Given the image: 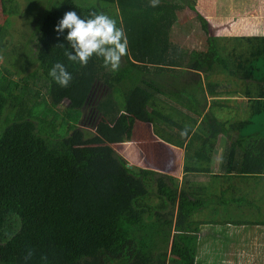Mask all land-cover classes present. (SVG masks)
<instances>
[{
    "label": "trees",
    "instance_id": "trees-1",
    "mask_svg": "<svg viewBox=\"0 0 264 264\" xmlns=\"http://www.w3.org/2000/svg\"><path fill=\"white\" fill-rule=\"evenodd\" d=\"M45 2L34 16L29 35L33 47L26 54L38 65L42 86L29 83L34 74H26L25 67L19 70L27 75L21 87L11 78V70L0 68V115L6 111L11 115L0 133V264H199V234L204 227L264 226L263 212L262 222L250 220L254 214L243 206L244 197L226 200L223 191V198L215 199L206 189L210 184L187 181L172 198L91 165L73 141L75 121L94 85L100 82L108 92H118L120 86L124 107L116 98L106 99L116 116L121 106L136 121L154 125L170 144L182 147L187 143L194 150L184 163L186 176L209 173L204 162L223 135L229 139L225 177L264 184V124L255 122L264 115V99H250L249 86L244 83L241 93H219L203 115V108L194 101L193 85L172 81L180 80L189 69L206 77L228 72L225 76L229 78L228 62L216 49L214 38H209L204 52L188 54L172 44L171 29L182 10L175 0H156L155 7L152 0ZM70 10L81 17L103 13L116 21L127 37V51L117 71L105 68L95 56L84 67L66 60L58 44L63 37H57L53 26ZM3 12L0 58L8 55L11 45L10 54L16 60L20 53L11 40L12 17L20 11L7 8ZM200 19L208 33V25ZM251 56L243 59L245 73L252 74V62L261 55ZM56 62L65 64L72 74L67 87H59L48 76ZM125 82H130L129 89L124 88ZM41 88L47 95L43 99ZM217 88H210L207 95L216 94ZM227 95L249 99L246 119L230 122L215 115L231 103L223 98ZM173 97H180L179 102L187 99L186 111L194 115L178 111ZM64 102L68 106L62 108ZM222 177L212 175L210 179L214 182ZM255 201L253 206L259 208L262 200ZM246 209L249 218L243 220Z\"/></svg>",
    "mask_w": 264,
    "mask_h": 264
},
{
    "label": "rangeland",
    "instance_id": "rangeland-1",
    "mask_svg": "<svg viewBox=\"0 0 264 264\" xmlns=\"http://www.w3.org/2000/svg\"><path fill=\"white\" fill-rule=\"evenodd\" d=\"M10 1H13L12 5L11 3L9 4ZM175 1L182 6V10L179 11L178 22L171 29L170 41H172V44L188 53L192 51H206L209 38L212 37L214 38L216 49L223 57L227 56V54L232 55V57L237 54L245 55V52L251 53V57H255L257 54L263 52L260 54L261 56L256 63H254V61L252 62V74L256 77L264 76V0ZM45 5V0H0V26L4 24L3 20L6 18L3 12L5 9L8 8V10H12L13 8H17L20 11L19 16L12 17L14 29L11 31L14 37L11 39L12 43L18 46L20 57L16 60L11 57L10 51L12 46L9 45L7 49V52H9L8 55H2L0 58V68L11 70L13 72V74L10 72V74L13 75L11 78L15 82H18L20 87L25 82L24 77L27 76L19 72L21 67L27 68L26 74H34L32 75V79L34 80L29 82L31 85L40 84V87L42 86V81H40L41 75L38 73L39 67L37 63H35V60L33 58H27L26 54L30 49V45L33 47V43L30 44L29 35L34 25L32 22L36 21L34 16H36L39 10ZM26 16H28V18H26ZM200 17L208 25V33L205 32ZM12 65H15V67ZM227 74L228 72L225 73V75ZM3 75L6 77L10 76L9 74ZM225 75H220L223 77H220L222 80L220 83L226 81L224 84L229 89H242V87H244L237 78L229 79ZM189 79V75H185L181 77L180 80L172 81L177 83L181 81L183 84L187 83ZM165 80H167V77ZM123 86L124 88L128 87V89L131 87L130 82H125ZM41 89L43 90V93H41L43 99L44 95L45 97H47V95L45 94L46 90L44 88ZM121 95L122 89L119 88L118 92H108L106 88L97 82L85 106L81 110L80 115L77 117V121H75V128L72 130L75 147L83 153L91 165L99 167L122 179L131 180L147 188H152L153 191L171 196L172 198L178 196L181 185L184 182L199 181L203 183L208 180V175H182L180 166L183 162L185 163L187 157L191 156V149L187 147L186 151L183 152L181 151L182 147H179L172 150L174 152L173 154L171 150L167 151L162 148L152 150V146L146 144V142L149 143L148 138L152 133L151 127L147 131V126L142 125L131 116H127L122 112L121 106L116 116V111L114 107L107 102V98H116L115 101L119 104L121 103ZM29 98L33 99L31 95H29ZM171 99H174L173 101H175L177 109L181 108L185 110L190 106L187 99L183 100V102H179L180 97H173ZM236 102L237 101H234V103L232 102L231 104H236ZM67 106V102L62 104V108ZM59 111H61V108ZM55 112H58V110H55ZM233 115H236L235 111H233ZM10 116L8 111L0 115V133L8 125L11 119ZM201 119L199 125L201 124ZM241 119L243 120V118ZM258 121L264 124V115L260 117ZM56 122L58 124L57 120ZM142 130H144V132H142ZM245 130L246 132L249 131V129ZM130 140L134 141V143L127 142ZM135 141H141L145 144L138 146L135 143L139 142ZM183 145L187 146V143ZM126 148H129L130 153H127L125 157V154H122L121 151ZM143 153H146V160L150 159V161H153V155L157 159L159 166H178L177 170L175 169L176 171H174L171 178L166 174L157 173L145 176L144 173L139 170L142 166L148 167V164L142 165V163H144L142 158ZM225 159L227 158L225 157ZM135 163L139 164V169L133 168L131 170V168L127 166L132 165L135 167ZM166 177L169 179V182H166ZM204 185L210 187L208 182H205L203 186ZM206 189L210 194H220L213 191L211 188ZM224 195L226 196V200L232 197H244L246 201L243 206L250 211L256 210V216H252V218L261 219V213H264L263 182L242 181L237 187L226 189ZM255 198L262 200L259 209L253 206L256 202ZM252 206L253 208H250ZM248 210L246 213L247 217H244L243 220L249 218ZM199 216L203 217V214L199 213ZM212 230H214L213 227H204L201 231L202 252L198 253L197 258L199 264H264V246L261 248V245L257 243L260 241H254L253 239V242L243 244L245 230L241 229V227L236 226V228H227V226L222 225V227L216 229L215 235H213ZM254 232H257V227L252 228V230L246 233L252 236ZM226 233L233 237L229 248L226 244L224 245V242L221 240L224 239L221 236ZM248 250L253 251V254H247Z\"/></svg>",
    "mask_w": 264,
    "mask_h": 264
},
{
    "label": "crops",
    "instance_id": "crops-1",
    "mask_svg": "<svg viewBox=\"0 0 264 264\" xmlns=\"http://www.w3.org/2000/svg\"><path fill=\"white\" fill-rule=\"evenodd\" d=\"M247 41H249V40H247ZM171 43H172V41H171ZM183 52L188 53L187 51H184V50H183ZM196 52H204V51H196ZM262 53L263 52H261L260 54H262ZM250 55H251V53L245 52V55L244 54H237L236 56L232 57V55L227 54V56L223 57V58H225L227 60L228 65H229V79L237 78V80L239 82H241V85H243V86L245 85L244 83H246L249 86V89H250V91H249L250 92V99H264V76L263 77L262 76L256 77L253 74L245 73V71H244L245 70V66H246V63H245L246 61L243 60V59L249 58V57H246V56H250ZM184 74L185 75H189V77H190V79L188 80V83H191L193 85V87H194V92L193 93H195V95H196V97H195L196 99H194V101H195V103L197 105L202 107L203 110L205 111V112L203 111V115H205V113H207L209 111L211 102L214 101V100H218L219 99L217 97V95L219 93L227 94L228 92H233L234 90L236 92L239 91V93H241L242 90L244 91V89H245V87H242V89H236V88H230L229 89L224 84V83H226V81L220 83L222 81L220 79L221 76L217 75V74H221L220 72H218L217 74H216V72L215 73H211L209 75V77H206L204 75L205 73H203V72L199 73V72H196L194 70H190L189 69L188 71L186 70L184 72ZM143 75H144L145 78L147 76H149L148 74H143ZM221 78H223V77H221ZM194 80H196V81H194ZM100 84L104 88H106L102 83H100ZM217 85H219V88H217ZM213 87L217 88L215 90L216 94L207 95L209 89L213 88ZM119 88L121 89L123 87L119 86L118 89ZM189 90H187V91H189ZM221 96H223V94ZM223 98H225V99L227 98L226 100H230L231 103L232 102L234 103V101H237V102H236V104L228 103L227 107L225 109L220 110L222 112H218V111L215 112V115L217 117H219L221 119H228V121H230V122L241 121L242 120L241 118H243V120H244V119H246L248 117L249 105H248L247 102H248L249 99L243 97V95H240V97H239V95H238V97H236L235 95H232L231 97H229L227 95V97H223ZM120 101H121V103L123 105L124 104L123 102L125 100L123 98H120ZM172 104L174 105V103H172ZM124 105L122 107H124ZM177 110L181 111V112L183 111L184 114L185 115L188 114V116L194 115L191 112L188 113L186 111L187 109L182 110L181 108H179ZM233 111L236 112V115H233ZM259 119H260V117L256 118L255 122H260V121H258ZM199 121H200V119H199ZM199 121H198V125L195 126L194 131H197V129H198ZM201 122H202V119H201ZM141 124L147 126L146 127L147 131H148V129L150 127L152 128V131H151L152 133L150 135L148 134L149 135V138H148L149 139V143L146 142V144L152 146V150L153 149L156 150V148H162V149H166L167 151L171 150V152L173 154L174 152L172 150H175L176 148H179V147H177V146H175L173 144H170L165 139V137L162 135V133L158 132L155 129L154 125L148 124V123H141ZM137 129H138V127H137ZM142 132H144V130H142ZM175 134H177V131H176ZM127 142L134 143V141H131V140L127 141ZM135 142H139L140 143V144L139 143H135L138 146L145 144V143H143L141 141H135ZM228 147H229V139H228V137L221 135L219 140H218V144L215 147L214 151H212L209 154V156H208L209 160L204 162V166L209 169V171H208L209 173L203 174V176L208 175V180L204 181L202 184H204L205 182H208L210 184V186H211L210 188L213 191L220 193L219 195H216L217 193H215V195H214L215 199L216 198H218V199L223 198V193H222L223 191H225L226 189H229L231 187H237V185H239L242 181H245V180H241V179H235L233 177V175L225 177V172L226 171H225V167H224V164H225V160L224 159L227 156L226 155V151H227ZM186 148H187L186 145L182 146V150L181 151H183V152L186 151ZM121 152H122V154H125L124 155L125 157H126L127 153H130L129 148H126V149L122 150ZM191 152H192L191 156L187 157V158H191L193 156L194 150H192ZM145 156H146V153H143V157L142 158L144 160V163H142V165H144V164L147 165L148 164V167L147 166H142V168L139 169V164L138 163H135L136 166L134 167L135 169L138 168L141 172H143L145 176H148L150 174L154 175V174L157 173V174H166V175H168L171 178L172 174L174 173V171L177 170L178 166L177 167H174L173 165H166L165 167L159 166L158 165L159 163H158L157 159L153 155H152L153 161H150V159L146 160ZM180 169H181L182 175H184V172H183L184 162L181 164ZM212 175H220V176H223V177L221 179L215 180L214 182H211L210 178H211ZM249 181L251 182V181H253V179H251ZM166 182H169V179L167 177H166ZM195 182H199V181H195ZM181 187H182V185H181ZM149 189L152 190V188H149ZM224 197H226V196H224ZM257 209H259V208H257ZM255 212H256V210L253 211L254 216H256ZM258 214H259V210H258ZM250 220H252V222H255V223L263 221L262 216H261V219L260 218H255V217L254 218L251 217ZM206 227H210V228L213 227L214 230H212V232H213V235H215L216 234L215 233L216 229L219 228V227H222V225L206 226ZM229 227H235L236 228V226H227V228H229ZM255 227H257V232H254V234L252 236L250 234L246 233L247 231L252 230V228H255ZM241 229L245 230V233H244V236H243V244H245V243L249 244V243L253 242V240H254V241H260V242H257V243H259L261 245L260 246L261 248L264 246V226L263 225H261V224L248 225V226L241 227ZM221 237H223L225 240L228 241V243H229L228 248H229V246L231 245L232 240H233L232 235L226 233L225 235L223 234ZM199 238H200V243H199V247L198 248H199V253H200V252H202V250H201V247H202V245H201V232L199 234ZM172 241H173V238L170 239V245L172 244ZM251 253L253 254V251H251V250L247 251V254H251Z\"/></svg>",
    "mask_w": 264,
    "mask_h": 264
},
{
    "label": "clouds",
    "instance_id": "clouds-1",
    "mask_svg": "<svg viewBox=\"0 0 264 264\" xmlns=\"http://www.w3.org/2000/svg\"><path fill=\"white\" fill-rule=\"evenodd\" d=\"M152 6H156V0H152ZM53 31L58 38L63 37V42L58 44L66 60L80 67L95 56L105 68L115 72L127 51L126 35L114 19L103 13L81 17L77 11H66L53 26ZM48 76L61 88L67 87L72 80V74L60 62L52 65Z\"/></svg>",
    "mask_w": 264,
    "mask_h": 264
}]
</instances>
